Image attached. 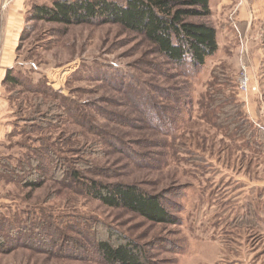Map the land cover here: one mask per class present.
<instances>
[{"label":"rangeland","instance_id":"1","mask_svg":"<svg viewBox=\"0 0 264 264\" xmlns=\"http://www.w3.org/2000/svg\"><path fill=\"white\" fill-rule=\"evenodd\" d=\"M27 3L0 139V264H108L101 241L137 244L149 264H264L260 36L230 32L197 72L120 23L40 19L53 1ZM192 20L213 25L212 10ZM117 184L158 195L171 221L93 195Z\"/></svg>","mask_w":264,"mask_h":264},{"label":"trees","instance_id":"2","mask_svg":"<svg viewBox=\"0 0 264 264\" xmlns=\"http://www.w3.org/2000/svg\"><path fill=\"white\" fill-rule=\"evenodd\" d=\"M52 1L53 6H34V17L66 24L96 19L120 23L142 33L178 66L189 63L197 72L219 48L217 29L205 21L192 20L211 15L210 0ZM4 83L7 86L19 83L13 68L8 69ZM26 184L37 187L40 183L30 178ZM93 189V195L108 206H124L152 221H171L160 197L135 185L93 186ZM2 243L0 240V248ZM99 252L108 264H149L143 249L132 242L112 245L109 241H101Z\"/></svg>","mask_w":264,"mask_h":264},{"label":"crops","instance_id":"3","mask_svg":"<svg viewBox=\"0 0 264 264\" xmlns=\"http://www.w3.org/2000/svg\"><path fill=\"white\" fill-rule=\"evenodd\" d=\"M27 7V0H0V139L13 131V109L4 80L15 65ZM210 7L220 48L222 42L227 45L230 32L238 31L247 38L248 47L260 36L259 50L264 51V0H210Z\"/></svg>","mask_w":264,"mask_h":264},{"label":"built area","instance_id":"4","mask_svg":"<svg viewBox=\"0 0 264 264\" xmlns=\"http://www.w3.org/2000/svg\"><path fill=\"white\" fill-rule=\"evenodd\" d=\"M240 88L245 92H248L249 90V77L246 71L243 72V78L241 80Z\"/></svg>","mask_w":264,"mask_h":264}]
</instances>
